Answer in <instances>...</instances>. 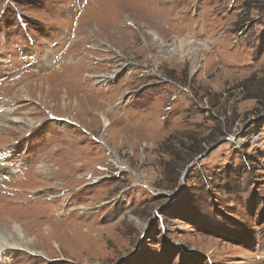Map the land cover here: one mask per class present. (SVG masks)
<instances>
[{"label": "rangeland", "instance_id": "obj_1", "mask_svg": "<svg viewBox=\"0 0 264 264\" xmlns=\"http://www.w3.org/2000/svg\"><path fill=\"white\" fill-rule=\"evenodd\" d=\"M0 223V264H264V0H0Z\"/></svg>", "mask_w": 264, "mask_h": 264}, {"label": "bare ground", "instance_id": "obj_2", "mask_svg": "<svg viewBox=\"0 0 264 264\" xmlns=\"http://www.w3.org/2000/svg\"><path fill=\"white\" fill-rule=\"evenodd\" d=\"M25 91H27V89ZM9 112H10V110H9ZM28 122L33 123V120H29ZM2 168H4V167H2ZM50 170L51 169L48 168L47 166L42 167V171H44V172H47ZM11 222H13V221H11ZM15 224H16V222H14V225ZM31 242L32 241L28 238L27 233L22 231V229H20L19 227H14V232H12V231L7 230L4 227V224L0 223V247L3 246L5 249L6 247L7 248H9V247L18 248L19 246H23L25 248L33 249L34 245H33V242L32 243Z\"/></svg>", "mask_w": 264, "mask_h": 264}, {"label": "crops", "instance_id": "obj_3", "mask_svg": "<svg viewBox=\"0 0 264 264\" xmlns=\"http://www.w3.org/2000/svg\"><path fill=\"white\" fill-rule=\"evenodd\" d=\"M159 32V31H158Z\"/></svg>", "mask_w": 264, "mask_h": 264}]
</instances>
